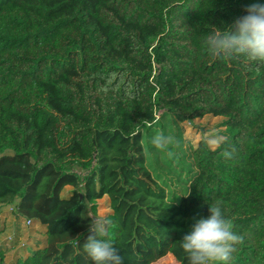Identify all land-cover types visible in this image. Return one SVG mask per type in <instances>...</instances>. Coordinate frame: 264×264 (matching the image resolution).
I'll list each match as a JSON object with an SVG mask.
<instances>
[{
	"label": "trees",
	"instance_id": "16d2710c",
	"mask_svg": "<svg viewBox=\"0 0 264 264\" xmlns=\"http://www.w3.org/2000/svg\"><path fill=\"white\" fill-rule=\"evenodd\" d=\"M251 2L0 0V205L44 228L7 264H91L89 228L121 264H187L179 239L206 203L241 237L229 264H264V64L206 44ZM159 111L223 118L215 147L189 148L183 194L149 163Z\"/></svg>",
	"mask_w": 264,
	"mask_h": 264
},
{
	"label": "clouds",
	"instance_id": "9594fccd",
	"mask_svg": "<svg viewBox=\"0 0 264 264\" xmlns=\"http://www.w3.org/2000/svg\"><path fill=\"white\" fill-rule=\"evenodd\" d=\"M224 29L207 38L209 53L218 58H245L264 64V0H253ZM166 137H157L160 145ZM206 216H194L179 239L187 264H229L234 247L241 237L232 230L219 205L207 204ZM82 249L91 264H121L114 243L105 238L103 229L89 228Z\"/></svg>",
	"mask_w": 264,
	"mask_h": 264
},
{
	"label": "rangeland",
	"instance_id": "374dc122",
	"mask_svg": "<svg viewBox=\"0 0 264 264\" xmlns=\"http://www.w3.org/2000/svg\"><path fill=\"white\" fill-rule=\"evenodd\" d=\"M158 125L154 133L147 140L149 163L152 171L159 173L167 186L169 194H183L185 181L191 175L189 169L191 161L189 148L195 146L199 140H204L212 148L218 144L224 132L223 118L205 115L201 118L187 119L183 122L175 121L171 114L156 112ZM166 137L163 144L157 145L153 140ZM70 187H65L62 196L67 195ZM95 221L98 227L111 209L107 195L96 201ZM13 204L0 205V251L3 258L0 264H7L28 250L41 245L44 241V228L37 223H26L25 220L13 215ZM151 264H178L170 254H166Z\"/></svg>",
	"mask_w": 264,
	"mask_h": 264
},
{
	"label": "built area",
	"instance_id": "2783aa9c",
	"mask_svg": "<svg viewBox=\"0 0 264 264\" xmlns=\"http://www.w3.org/2000/svg\"><path fill=\"white\" fill-rule=\"evenodd\" d=\"M25 222H26V223H30V221H29V220H26Z\"/></svg>",
	"mask_w": 264,
	"mask_h": 264
}]
</instances>
